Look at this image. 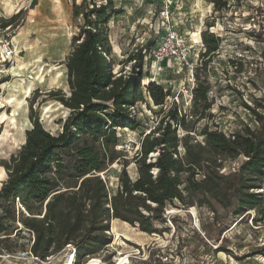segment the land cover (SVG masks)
Listing matches in <instances>:
<instances>
[{"label": "rangeland", "instance_id": "1", "mask_svg": "<svg viewBox=\"0 0 264 264\" xmlns=\"http://www.w3.org/2000/svg\"><path fill=\"white\" fill-rule=\"evenodd\" d=\"M94 3L99 6L107 0H0V45L7 40L16 49L9 59L0 46L3 81L0 92L7 95L5 82L26 84L29 76H38L35 89L24 106L19 107L22 109L16 111L2 100L0 114L5 111L8 117L0 120V160L10 159L25 143L26 130L32 127L31 101L37 91L34 115L38 114L53 133L62 127L59 119H65L70 110L56 98L47 96L57 89L69 95L65 60L72 50L73 37L85 21L83 14H75V9L81 4L90 8ZM113 3L118 10L105 26L113 72L130 71L131 63H126V59L142 48L144 64L138 78L148 104L139 100L131 109L133 118L139 122L136 129L126 126L117 130L119 141L115 149L122 150L124 156L110 164L103 174L111 194L117 192L124 169L133 179L138 177L135 151L127 145L136 147L161 117L162 106L150 99L149 82L156 81L171 90L164 108L176 99L183 112L193 114L189 117V129L192 137L201 142L205 141L202 134L205 125L220 128L228 135L246 125L257 127L258 120L246 103L254 108L255 99L264 96V0H231L225 11H215L212 0H113ZM173 31L178 34L180 53L186 55L189 63L176 57L154 59L153 50L147 48L149 41L155 46L166 42ZM204 31L220 36L221 45L212 55L207 71L198 70L199 80L196 72L205 50ZM19 61L25 63L27 70L15 77L12 69L18 67ZM199 81L209 85L212 104L205 111L199 107L195 116L194 90ZM13 113L18 116L17 122L9 119ZM26 117L31 124L22 133L19 125ZM186 132L179 129L181 135ZM242 159H225L222 171H235ZM7 177L0 165V186ZM258 191L264 193V189ZM201 201L198 198L194 205L183 206L178 202L179 206H169L164 217L166 223L159 226L160 233L150 234L113 218L111 243L83 257L79 263L74 249L68 245L44 260L36 259L30 252L34 233L26 227L18 231L23 227L21 215L16 213V219L5 216L0 207V218L4 216L0 264H264V214L255 223L253 218L258 217V212L254 209L239 217L214 199L211 201L217 213Z\"/></svg>", "mask_w": 264, "mask_h": 264}, {"label": "trees", "instance_id": "2", "mask_svg": "<svg viewBox=\"0 0 264 264\" xmlns=\"http://www.w3.org/2000/svg\"><path fill=\"white\" fill-rule=\"evenodd\" d=\"M230 1L212 0L214 10H227ZM113 4L107 0L90 8L76 6L75 14H83L85 21L65 60L70 93L57 89L47 96L70 110L65 119H59L62 127L53 133L34 115L37 91L31 101L32 127L26 130L25 143L10 159L0 160L8 175L0 186V207L5 216L16 219V213L21 215L23 225L34 233L30 250L43 260L68 244L75 247L77 263L100 251L112 241L113 218L150 234L160 233L167 208L179 206L178 202L194 205L201 198L217 213L214 199L239 217L254 209L258 212L255 223L264 214V193L258 191L264 189V96L255 99L254 108L246 103L258 120L257 127L246 125L228 135L205 125V141L201 142L189 129L193 114L183 112L176 99L164 108L171 90L149 82L150 99L162 106L161 117L140 139L133 157L138 177L133 179L124 169L117 192H109L101 173L124 156L122 150L115 149L117 130L126 126L136 129L139 122L131 109L139 100L146 102L138 78L144 64L142 48L126 59L130 71L113 72L105 28L118 10ZM203 40L205 50L196 72L199 80L198 70L207 71L221 45V37L214 32L204 31ZM154 46L153 41L147 44L150 51ZM262 54L264 58V51ZM209 88L203 81L195 88V116L199 107L202 111L211 107ZM180 128L187 132L181 135ZM240 157L243 159L235 171H222L225 159ZM3 230L1 215L0 232Z\"/></svg>", "mask_w": 264, "mask_h": 264}, {"label": "bare ground", "instance_id": "3", "mask_svg": "<svg viewBox=\"0 0 264 264\" xmlns=\"http://www.w3.org/2000/svg\"><path fill=\"white\" fill-rule=\"evenodd\" d=\"M14 41H17V38L15 37ZM26 66L24 62H20L18 63V67H13L12 72L14 74V76H21L23 72H26ZM6 71V70H5ZM39 74V73H36ZM30 79L26 82V84H22V83H3V87H7V95H2V93L0 92V106L2 105L3 101L14 107V110L18 111V109H22L19 107L24 106L26 100L28 99L29 95L31 94V92L35 89L36 87V79H38V76H35L33 78V76H29ZM24 113L26 112V108L24 107L23 110ZM8 117V114L4 112H2L0 114V120L3 121ZM10 118H13V122H17L18 121V116L17 114H12ZM27 124H31V122L28 120V118L26 117L24 119V121H20V125L19 128H21L22 133L25 131V126ZM26 141V137H24V142ZM103 174L105 172H102ZM23 226V224H21Z\"/></svg>", "mask_w": 264, "mask_h": 264}, {"label": "built area", "instance_id": "4", "mask_svg": "<svg viewBox=\"0 0 264 264\" xmlns=\"http://www.w3.org/2000/svg\"><path fill=\"white\" fill-rule=\"evenodd\" d=\"M180 42H179V38H178V34L176 32H171L168 37H167V41L163 42L159 45L154 46L152 49L153 50V57L154 59L157 60H161L164 59L166 57H176L179 59H183L184 62L189 63V60L187 59L185 54H181L180 53ZM1 46V51L3 53V55L5 56V58H12L15 53H16V49H15V45L12 42L9 41H4L2 42ZM151 50V51H152ZM128 148L132 147L133 150L135 152H137L140 148V143H138V145L136 147H133V145H127ZM69 247H71L72 249H74V254H75V247L72 244H68ZM31 252V251H30ZM32 256H34V254L31 252ZM50 257V256H49ZM36 259H40L39 257H35Z\"/></svg>", "mask_w": 264, "mask_h": 264}, {"label": "water", "instance_id": "5", "mask_svg": "<svg viewBox=\"0 0 264 264\" xmlns=\"http://www.w3.org/2000/svg\"><path fill=\"white\" fill-rule=\"evenodd\" d=\"M103 175V173H101ZM25 226L23 225V227H21L18 231L22 230ZM29 231V230H28Z\"/></svg>", "mask_w": 264, "mask_h": 264}]
</instances>
